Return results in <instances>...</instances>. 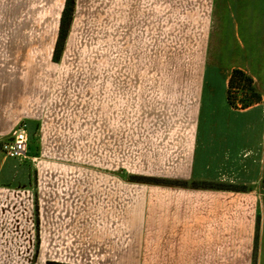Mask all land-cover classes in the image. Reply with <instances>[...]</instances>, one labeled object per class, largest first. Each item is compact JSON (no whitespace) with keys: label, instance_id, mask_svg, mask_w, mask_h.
I'll return each instance as SVG.
<instances>
[{"label":"crops","instance_id":"crops-1","mask_svg":"<svg viewBox=\"0 0 264 264\" xmlns=\"http://www.w3.org/2000/svg\"><path fill=\"white\" fill-rule=\"evenodd\" d=\"M49 3L59 25L64 0ZM114 3V13L111 5L100 12V48H180L179 62L157 67L151 58L149 75L136 64L129 79L116 63L101 89L98 160L42 156L59 143L45 130L34 146L28 141L21 157L35 161L32 264H142L145 246L171 264H264V0ZM14 59L0 61V142L20 121L40 124L43 113L44 62ZM234 68L252 78L258 102L228 103ZM4 165L0 157V173Z\"/></svg>","mask_w":264,"mask_h":264},{"label":"rangeland","instance_id":"rangeland-1","mask_svg":"<svg viewBox=\"0 0 264 264\" xmlns=\"http://www.w3.org/2000/svg\"><path fill=\"white\" fill-rule=\"evenodd\" d=\"M35 1L0 0V61L13 62L14 55L26 54L29 62L45 64L47 88L38 91L43 95V113L37 118L40 124L35 122L28 129L26 126L29 144L34 146L39 134L47 131L49 140L59 138V143L43 149L42 156L67 161L98 160L100 100L105 78L116 72L118 61L123 62L125 78L132 77L136 64L140 75H149L145 66L148 60L153 58L157 67H162L164 59L174 65L179 62L180 48H100V12L111 5L110 12L114 13L115 0H75L71 21L74 19L68 28L70 36L66 37L57 62L49 69L45 62L56 39V6L49 0H41V4ZM162 73V68H156L153 75ZM33 92L34 86L29 93ZM121 119L130 122L126 113ZM22 122L26 125L25 121L18 124ZM0 157L5 162L0 173V264H32L35 244L30 242L36 235L37 223L35 161H26L21 156L12 158L1 150ZM17 159L24 165L22 170L15 167ZM47 183L51 182H46V188ZM142 264L171 263L158 260V255L149 253L145 246Z\"/></svg>","mask_w":264,"mask_h":264},{"label":"trees","instance_id":"trees-1","mask_svg":"<svg viewBox=\"0 0 264 264\" xmlns=\"http://www.w3.org/2000/svg\"><path fill=\"white\" fill-rule=\"evenodd\" d=\"M74 7H75V0H64L63 8L60 14L57 35L53 46L52 57H51L52 61L54 62H57V58L59 57L62 50V45L67 37V32L74 11ZM226 97L228 103L234 108H244L255 102H258L261 99V95L253 85L252 78L239 68L232 69L229 74ZM132 178L140 181H149V182H163V183L169 182L168 180H163L150 176L135 175L132 176ZM172 182L179 185H185L186 183L185 181H181V180L172 181ZM192 185L203 188H212V189H227V190L245 189V187L242 185L214 182V181H193ZM257 229L258 228H256L255 235H257Z\"/></svg>","mask_w":264,"mask_h":264},{"label":"built area","instance_id":"built-area-1","mask_svg":"<svg viewBox=\"0 0 264 264\" xmlns=\"http://www.w3.org/2000/svg\"><path fill=\"white\" fill-rule=\"evenodd\" d=\"M28 143L25 123L18 124L10 136L0 142V150L9 157H19L25 153Z\"/></svg>","mask_w":264,"mask_h":264}]
</instances>
